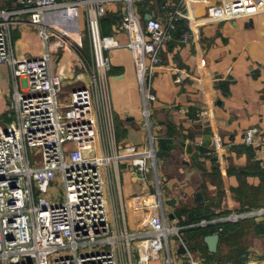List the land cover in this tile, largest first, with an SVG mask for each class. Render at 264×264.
<instances>
[{
  "label": "built area",
  "instance_id": "2783aa9c",
  "mask_svg": "<svg viewBox=\"0 0 264 264\" xmlns=\"http://www.w3.org/2000/svg\"><path fill=\"white\" fill-rule=\"evenodd\" d=\"M124 1L128 9L116 23L127 32L140 90L144 100V127L151 129L149 106L157 100L152 75L163 62V50L171 41L183 10L163 23L145 20L134 10L135 0H18L16 7L0 10V65L9 68L12 95L9 111L14 119L0 123V264H150L162 252L174 264L171 238L185 248L189 264L194 260L184 242L185 227L170 226L163 213L157 173L155 138L150 136L143 154L133 166L142 175L155 173L158 188V226L132 231L115 200L120 179L121 154L109 86L112 64L108 52L120 43L102 32L101 20L107 5ZM237 0L215 8L213 19L237 15ZM87 30L92 66L86 87L63 94V57L53 70V59L63 37L78 34L82 21ZM19 23L35 28L46 52L38 58H18L13 46V29ZM58 32L60 41L52 42ZM192 31L183 42L193 41ZM72 60V70L83 64ZM2 95L0 78V96ZM182 112H186L181 108ZM199 116H213L211 110ZM261 130L245 131L248 146L258 144ZM130 152L135 147L128 148ZM218 151V150H217ZM63 182L64 200L51 194L57 180ZM115 191V192H114ZM264 218V206L232 212L190 227L239 223ZM264 221V220H263ZM222 228L217 234L220 235Z\"/></svg>",
  "mask_w": 264,
  "mask_h": 264
},
{
  "label": "crops",
  "instance_id": "0c3cea01",
  "mask_svg": "<svg viewBox=\"0 0 264 264\" xmlns=\"http://www.w3.org/2000/svg\"><path fill=\"white\" fill-rule=\"evenodd\" d=\"M17 1L0 0V10L15 8ZM228 1L235 0L134 1L133 8L141 18L151 14L163 23L175 11L186 10L163 50V62L153 71L157 100L149 106L150 130L143 125L144 100L134 55L127 46L129 36L116 28L128 4L120 1L107 5L102 30L120 43L108 52L112 64L109 86L121 154L120 190L118 194L114 191V198L132 231L158 226L156 175L139 174L133 166L151 135L155 138L162 210L170 226L188 229L198 218L264 206V0H237V15L213 19L215 8ZM187 31L195 35L189 43L182 39ZM12 36L18 58H38L46 52L39 32L26 23L17 24ZM57 66L56 61L54 71ZM1 69L7 73L9 68L1 64ZM62 69L63 83L71 85L72 90L79 87L74 84H88L87 71L72 70L69 61ZM1 88L0 123H8L14 119L8 108L12 92L9 86L1 84ZM203 110H211L214 115L199 116ZM250 127L261 130L255 146L244 142ZM130 147L135 150L130 152ZM263 226V221H242L235 231L220 238L216 254L209 252L203 238L192 248L185 241V229L182 235L194 260L206 264H264ZM235 235L245 250L237 253L238 259L230 255L234 248L229 237ZM180 247L176 241L177 252L186 255L189 264L188 255L181 253ZM221 251L230 261L206 259H221Z\"/></svg>",
  "mask_w": 264,
  "mask_h": 264
},
{
  "label": "rangeland",
  "instance_id": "374dc122",
  "mask_svg": "<svg viewBox=\"0 0 264 264\" xmlns=\"http://www.w3.org/2000/svg\"><path fill=\"white\" fill-rule=\"evenodd\" d=\"M33 29L36 30L35 28H33ZM123 33H126L128 35L127 32H123ZM60 37H62L60 35V33L56 32L55 33V37L53 36L51 38L52 42L55 43L57 41H60L59 40V39H61ZM63 39L66 40L68 44H66L65 42L63 43V42L60 41L62 46L58 47V49H57V52L55 54L56 59H54V55L52 54L53 67L55 68L56 61H59L63 57V55L65 54V57H64V60H63L64 64H68V61L70 62L72 60L78 61V62L83 64V70H85V71H87V73H89L90 68L92 66V57H91L90 43H89V38H88V34H87L86 28L84 26H81V30L78 32V34H76L74 32H70L69 36L63 37ZM129 42H130V37H129ZM75 61H73V62H75ZM0 75H1L0 78H1L2 87L3 86H9V88L11 89V92H12V86H11V81H10L9 69H8L7 73H6V71H3L1 69L0 70ZM8 78H9V82L7 80ZM76 82H78V80ZM86 86H87V83H85V84L83 83V85L74 84V87H78L76 89L83 88V87H86ZM63 87L65 89L64 90V95L65 96L70 94L73 91L72 90L73 87H71V85H69V84H64L63 83ZM149 175H151V177H153L152 176L153 173H151ZM50 191H51L52 196L55 199H57L59 202L64 200L63 182L60 179L57 180L56 183H54V185L52 186ZM263 220H264V218L262 220L260 218L248 219V221H260V222H262ZM241 223H242V221L240 222V224ZM259 225H261V224H259ZM261 229H264V226L261 227ZM229 240H231V242L233 243V248H234L233 251H230V255H232L231 256V257H233L232 259H238V257H236L237 253L239 251H242L243 253L245 252V250L243 249V247L241 245V239L238 240V236L235 235L233 237H229ZM170 242H171V246H172V257L174 259V264H188L187 256L186 255H181L180 253L177 252L176 239L174 237H172ZM243 246H245V245H243ZM221 253H220L221 259L218 258L217 256L216 257L207 256L206 259L210 260V261L212 260V258L213 259H218V261L221 260V262L228 261L229 257H228L227 254H225V251L224 252L221 251ZM167 257H168L167 253L166 252H162L160 258L152 260L151 262H152V264H167L166 263ZM254 257H258V256L256 254H254ZM229 261H230V259H229ZM179 262H181V263H179Z\"/></svg>",
  "mask_w": 264,
  "mask_h": 264
},
{
  "label": "trees",
  "instance_id": "16d2710c",
  "mask_svg": "<svg viewBox=\"0 0 264 264\" xmlns=\"http://www.w3.org/2000/svg\"><path fill=\"white\" fill-rule=\"evenodd\" d=\"M118 20L119 19H117V22H118ZM101 26H102V20H101ZM102 32H103V30H102ZM103 34H104V32H103ZM254 206L255 205L251 204V207H254ZM215 217H218V216H215ZM215 217L210 216V217H206L204 219L211 220ZM201 220H203V219L198 218V219H196V221H193L191 224L199 223ZM245 221H248V220H245ZM239 224H240V222L239 223H225V224L210 225L206 228L195 226V227L185 229L183 231V234H184L185 241H187L191 245V247L193 248L194 246H196L198 244L197 241L199 239H201V238L204 239L208 235L217 233L220 228H222V232L220 233V238H222V236L224 234L230 233ZM193 241L197 242V243H193Z\"/></svg>",
  "mask_w": 264,
  "mask_h": 264
},
{
  "label": "water",
  "instance_id": "95a60500",
  "mask_svg": "<svg viewBox=\"0 0 264 264\" xmlns=\"http://www.w3.org/2000/svg\"><path fill=\"white\" fill-rule=\"evenodd\" d=\"M185 13H186V10H183L182 15H181V19H184ZM152 18H153V16L151 14H147L145 16V20H151ZM204 241H205L206 245L208 246V250L210 253L216 254L218 252V245L220 242V235L219 234L214 233V234L208 235L204 238ZM180 252L185 253V249L183 248V246L180 247Z\"/></svg>",
  "mask_w": 264,
  "mask_h": 264
}]
</instances>
